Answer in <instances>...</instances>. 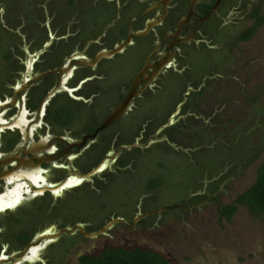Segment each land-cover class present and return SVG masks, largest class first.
Wrapping results in <instances>:
<instances>
[{
	"label": "flooded vegetation",
	"instance_id": "flooded-vegetation-1",
	"mask_svg": "<svg viewBox=\"0 0 264 264\" xmlns=\"http://www.w3.org/2000/svg\"><path fill=\"white\" fill-rule=\"evenodd\" d=\"M15 2L0 0V103L24 112L32 123L31 141H46L52 154L39 161L38 174L27 183L31 189L52 188L67 172L84 174L99 161L106 164L56 193L43 189L14 206L0 207V264H63L85 239L107 236L117 226L133 229L148 217L195 204L138 207L117 182L131 180L138 160L134 154L158 144L162 131L171 127L169 117L157 123L156 112H143L164 82L190 71L193 52L227 50L245 29L231 28L232 22L259 11L260 3L66 0L45 17L41 8ZM238 3L241 14L233 11ZM146 26L144 33L132 35ZM224 32L223 39L213 38ZM128 35L130 42L120 51L91 64L98 51L112 49ZM128 92L133 95L121 114L98 128ZM134 125L139 126L135 137ZM20 140L18 127H0V153ZM161 206L165 208L133 221ZM115 219L120 220L104 233L84 235Z\"/></svg>",
	"mask_w": 264,
	"mask_h": 264
},
{
	"label": "rangeland",
	"instance_id": "rangeland-1",
	"mask_svg": "<svg viewBox=\"0 0 264 264\" xmlns=\"http://www.w3.org/2000/svg\"><path fill=\"white\" fill-rule=\"evenodd\" d=\"M15 1L17 5L22 2L41 8L45 17L51 9L63 7L66 2ZM252 1L260 3L258 14L264 18V0ZM239 6L238 3L233 10L237 14ZM232 23L231 28L242 26L243 30L254 23V18L240 15ZM234 41L224 54H216L224 61L223 67L218 64L196 77L187 70L174 76L179 92L166 115L172 117L170 124L174 127L162 132L163 139L150 147L148 156L153 167H156L154 159L159 158L176 167L184 161L197 168L205 161L199 158L222 153L225 157L222 169L210 175L203 169L200 178L181 189L158 187L145 191L131 185L130 202L138 207L152 209L170 202L184 203L190 198L195 204L148 217L133 229L117 226L107 236L85 239L78 250L68 253L63 264H76L79 254H93L107 245L150 249L160 253L168 264H264V212L236 205L229 219L219 214L221 206L231 204L237 194L251 185L264 158V19L247 39ZM189 97L193 98L194 107L185 105ZM136 126L131 133L134 137L139 130ZM247 144L257 146L252 158L243 157L237 163L227 159L232 149ZM143 155L135 153L134 157L140 159ZM141 170L135 166L131 180L124 183L125 188L136 184ZM173 170L172 178L178 179L179 171ZM225 171L230 174L220 179ZM212 184L216 188L209 192ZM207 194L210 197L206 200Z\"/></svg>",
	"mask_w": 264,
	"mask_h": 264
},
{
	"label": "trees",
	"instance_id": "trees-1",
	"mask_svg": "<svg viewBox=\"0 0 264 264\" xmlns=\"http://www.w3.org/2000/svg\"><path fill=\"white\" fill-rule=\"evenodd\" d=\"M251 16L254 18V23L246 27L237 36L238 40L247 39L253 33L255 27L262 23L264 19L263 16H260L258 14L257 9H254L252 11ZM224 35L225 32L223 34L216 33L213 38H215V40H221L223 39V37H225ZM232 44L233 43L229 42L228 48ZM224 50L226 49L208 52V56L204 54V50L193 52L190 58L191 68L189 72L192 75L195 74L194 77H196L197 75L210 72V69L216 67L218 64L219 67H223V65H225L224 61L221 62V58L219 59L216 54H224ZM175 79L176 78L174 76L169 77V79L164 82L159 92L157 91V94H155L156 96H154L153 101L149 103V108L145 107L143 109L144 113L156 112L157 117H159L158 121H156L157 123L165 122L166 115L168 114V112H170L175 101V96L179 92L178 83L175 81ZM194 103L195 102L193 98L191 99V97H189L185 105L188 107H194ZM153 124L155 123L152 122L150 127ZM172 127L174 126H171L170 128H165L162 132H167ZM151 130L152 129H150V131ZM256 147L255 145L250 146L249 144L242 145L240 148L236 147L232 149L227 159L233 163H237L243 157L248 156L252 158V154L255 153L257 150ZM150 150L151 148L145 152L143 158H138L137 166H139L140 169L142 168L143 172H140L141 175L139 174L140 177L136 180L135 185L131 183L128 188L124 187L125 190H128V192L133 187H139V189H143L145 191H151L158 187H162L163 190L170 188H173L174 190L181 189L183 186H186V184L192 185V181L196 180V178L200 176L203 169H206L209 175L211 173H218V171L223 167V161L225 158L222 153L217 155L212 154L211 156H204L203 158L199 159L205 158V161L202 162V166L197 168L186 164L184 161L181 163V165L176 167L171 163L169 164V160L162 161L159 158H155L154 164L156 165V167H153V164L150 165L151 163L148 162V156L151 153ZM173 169L179 171L178 174H180L181 176H179L178 179L172 178V171L174 172ZM229 174L227 172L223 173L220 179L228 176ZM128 181L130 180H126L124 181V183ZM117 183V186H120L122 188L124 183ZM131 185L132 188L130 187ZM118 187H116L115 189L117 190ZM124 188L121 190H124ZM208 188L209 192L213 191L216 188V184H212V186H209ZM118 189L120 190V188ZM192 200L194 199L190 198L188 202H191ZM236 205H245L251 210L264 212V158L256 168L255 178L251 185L248 186L241 193L237 194L231 204L221 206L219 209L220 216L225 219H229L231 214L235 211ZM76 264H168V261L160 253L150 249L137 246L124 247L107 245L96 253L81 254L77 258Z\"/></svg>",
	"mask_w": 264,
	"mask_h": 264
},
{
	"label": "water",
	"instance_id": "water-1",
	"mask_svg": "<svg viewBox=\"0 0 264 264\" xmlns=\"http://www.w3.org/2000/svg\"><path fill=\"white\" fill-rule=\"evenodd\" d=\"M153 23L154 22L152 21L148 22L149 25H152ZM148 27L149 26H146L143 30L136 31L132 35H140L144 33ZM129 42L130 35L127 36L124 42L114 45L112 49H101L96 53L91 64H93L99 58L110 57L113 53L120 51L121 48ZM64 89L66 90V88ZM71 90L72 89H67L68 92ZM132 95V92H128L124 96L123 100L109 112L98 128L105 127L111 121L116 119L124 110ZM172 120V117H169L167 124H170ZM4 126L18 127L21 131V140L15 144L11 151L7 153H0V206L2 207L14 206L22 198L36 194L43 189H48L50 192L56 193L65 187L75 184L76 181H80L82 178H87L100 171L106 164L105 162L99 161L93 169L84 174L67 172L63 180L55 187L31 189L26 180L33 178L38 174L39 161H47L51 158L52 154L50 146L46 141L41 139L35 142L31 141L29 132L32 127V123L24 112L7 104L0 103V127ZM158 130L159 128H157L156 132H158ZM32 157L36 159L35 162H31L30 159ZM164 208L165 207L161 206L153 210L146 211L136 216L133 221L142 218L146 214H152L154 212L161 211ZM116 220L119 221L120 219L111 220L110 222L103 225L100 229L86 233L84 235L87 238H93L98 234L104 233V231L109 228L110 225Z\"/></svg>",
	"mask_w": 264,
	"mask_h": 264
},
{
	"label": "snow or ice",
	"instance_id": "snow-or-ice-1",
	"mask_svg": "<svg viewBox=\"0 0 264 264\" xmlns=\"http://www.w3.org/2000/svg\"><path fill=\"white\" fill-rule=\"evenodd\" d=\"M79 181H76V183H78ZM8 206H11V205H8ZM0 207H2V206H0Z\"/></svg>",
	"mask_w": 264,
	"mask_h": 264
}]
</instances>
